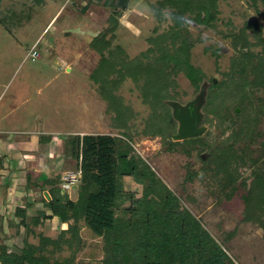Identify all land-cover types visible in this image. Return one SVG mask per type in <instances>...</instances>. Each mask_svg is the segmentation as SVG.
<instances>
[{"label":"rangeland","instance_id":"rangeland-1","mask_svg":"<svg viewBox=\"0 0 264 264\" xmlns=\"http://www.w3.org/2000/svg\"><path fill=\"white\" fill-rule=\"evenodd\" d=\"M217 8L216 19L209 27L186 17V27L193 41L190 60L204 73V77L195 88L181 71L169 76V92L174 96L170 100L173 103H169L170 114L177 105L186 106L197 99L201 90L207 92L211 78H215V83L225 78L224 72L229 70L231 59L237 53L232 44L233 34L244 30L252 42L250 52L261 57L264 44H255L258 38L255 27L250 24H258L259 34L264 38V0H218ZM170 11L171 7L164 0H123V5H119L118 0H43L41 3L35 0H0V19L14 14L10 15L14 22L9 21L6 25L0 22V82L7 84V93L15 85L26 82V93L31 94L30 105L39 106L37 110L33 108V113L39 111L48 117L57 110L61 116L70 119L64 125L58 121L48 122L47 126L64 130L81 127L94 134L124 139L125 132L128 133L134 153L141 156L181 198L182 205L199 218L235 264H264L263 231L254 222L243 218L240 195L244 189L239 188L228 197L230 190L225 193L222 189V173L215 172L212 166L206 167L201 160L209 153L210 144L221 139L227 141L233 125L228 121L220 123L206 110L204 103L200 112L206 133L202 137L208 146L195 147L187 153V144L175 143L166 150L161 136L143 131L151 109L143 101L139 85L131 77H125L115 85L110 80L104 81L108 90L113 86V96L119 99L125 115L123 120L118 118L100 91L96 78L90 77L100 59V54L90 46L96 35L105 33L109 44L105 56L118 47L122 60L126 62L141 58V54L153 46L150 38L157 40L158 35L169 29L172 23ZM57 12L58 15L44 30ZM71 47L70 53L68 48ZM32 49L38 53L37 57L31 56ZM66 53H70L71 73L65 74L59 65L54 69L49 67V62L56 56L62 58ZM103 68L107 70L109 65H103ZM102 72V69L96 70L97 79L104 78ZM13 74L16 75L14 82L11 80ZM114 76L113 72L109 78ZM38 87L40 91H37ZM256 125L260 132L256 142H261L264 140V118ZM177 126L179 121H175L173 129L171 127L166 132L169 140L176 141L172 131ZM250 170L242 163L236 165L235 173L241 174L238 182L247 178ZM189 174L191 178H188ZM122 181L125 191L140 196L142 187L131 176H123ZM79 182L67 190L68 197L76 198ZM53 183L56 184L57 180L54 179ZM119 205L120 208H129L130 201L127 199ZM71 223L75 224L62 222L58 216L36 229L30 220L18 218L14 224L10 223L12 225L0 222L6 228L0 232V247L5 245L7 248L6 243L12 244L10 252L21 253L26 240L35 246L36 255H43L49 261L68 259L69 264H102L104 240L83 220L76 222L78 238H73L71 245L61 241L59 245L46 243L39 246L40 237L56 239ZM70 235V231L66 232L64 238ZM12 236H17L14 241Z\"/></svg>","mask_w":264,"mask_h":264},{"label":"trees","instance_id":"trees-1","mask_svg":"<svg viewBox=\"0 0 264 264\" xmlns=\"http://www.w3.org/2000/svg\"><path fill=\"white\" fill-rule=\"evenodd\" d=\"M41 3L43 0H35ZM218 0H164L171 7L172 23L169 29L151 39L153 46L143 52L141 58L122 60L120 48L105 56L109 44L105 33L100 32L91 41L90 46L100 54L97 68L90 73L96 78L104 97L123 120L119 99L113 96L112 89L106 88L104 81L112 85L129 76L140 88L143 101L150 106L151 113L144 132L162 137L166 150L175 143L188 146L189 153L195 147H207L202 135L172 141L166 132L173 129L178 121L174 111L170 114L169 103L174 99L170 94L169 76L183 72L189 81L199 87L204 73L190 60L193 41L186 27V17L197 24L211 26L216 19ZM255 2L256 0H251ZM14 14L3 16L2 25L13 19ZM11 22H14L11 21ZM255 27L257 42L264 44L260 36V26ZM6 26L5 28H7ZM111 29V28H109ZM233 47L236 54L232 57L225 78L218 83L210 79L209 87L201 90L198 127L203 126L200 108L205 103L207 111L219 121L229 122L233 128L227 141L219 140L208 146L209 153L201 158L204 165L212 166L215 172L222 173V189L230 190L227 196L243 188L240 196L243 202V218L254 222L263 231L264 237V140L256 142L260 135L258 124L264 118V50L261 57L250 52L252 45L244 30L233 34ZM103 65H109L105 70ZM102 72L97 79L96 70ZM116 76L110 79L111 73ZM106 88V91L104 90ZM207 89V87H206ZM262 92L261 95H256ZM112 98V100H111ZM178 106V105H177ZM224 122V123H225ZM178 127L173 132H178ZM124 138L102 134L72 136L70 158L75 159L81 170L76 198L67 196L55 186L46 205L62 222L72 221L61 231L56 239L42 236L39 246L46 243L59 245L63 242L71 245L78 238L77 223L83 220L95 234L104 240L105 257L102 264H235L215 238L203 227L188 208L182 205L181 198L175 194L155 170L138 154L134 153L130 137ZM254 146L251 148V145ZM251 170L247 178L238 182L241 174L235 173L238 164ZM131 176L141 185L140 196L127 192L123 187V176ZM191 178V174L188 175ZM57 180V179H56ZM55 184V183H53ZM59 184V183H58ZM130 201L129 208H120V203ZM35 223V221H34ZM24 225L25 222L22 221ZM71 233L64 238V233ZM21 253L7 251L0 247L1 264H69V260L49 261L43 255H36L35 246L24 241Z\"/></svg>","mask_w":264,"mask_h":264},{"label":"crops","instance_id":"crops-1","mask_svg":"<svg viewBox=\"0 0 264 264\" xmlns=\"http://www.w3.org/2000/svg\"><path fill=\"white\" fill-rule=\"evenodd\" d=\"M56 15L58 12L44 30ZM68 49L71 53L72 47ZM70 53L63 54L62 58L56 56L49 67L54 69L59 65L65 74L71 73ZM14 74L12 82L16 78ZM26 85V82L19 83L7 93V84L0 82V222L12 225L10 223L14 224L18 218L30 220L35 221L33 229H36L56 219L55 215L44 218L51 214L46 201L53 186L59 188L61 174L78 167L76 160L70 158L68 140L75 135L94 133L81 127L64 130L47 126L48 122L58 121L64 125L70 119L57 110L47 118L39 111L33 113V108L37 110L39 106L30 105L31 94L26 93ZM40 90L38 87L37 91ZM54 179H57L56 184H53ZM3 228L4 225H0V232ZM15 237H11L12 241ZM6 245L10 251L12 244Z\"/></svg>","mask_w":264,"mask_h":264},{"label":"water","instance_id":"water-1","mask_svg":"<svg viewBox=\"0 0 264 264\" xmlns=\"http://www.w3.org/2000/svg\"><path fill=\"white\" fill-rule=\"evenodd\" d=\"M119 5H123V0H118ZM213 82L216 80L213 78ZM202 97L199 96L194 101L188 103L186 106H176L174 114L179 121L178 132L173 135L175 140H183L186 138L199 136L205 132V127H198L197 123L200 118L199 106Z\"/></svg>","mask_w":264,"mask_h":264},{"label":"built area","instance_id":"built-area-1","mask_svg":"<svg viewBox=\"0 0 264 264\" xmlns=\"http://www.w3.org/2000/svg\"><path fill=\"white\" fill-rule=\"evenodd\" d=\"M32 57H37L38 53L32 49L30 52ZM81 170L77 167L75 170H67L60 176V189L62 192L67 191L72 185L80 181Z\"/></svg>","mask_w":264,"mask_h":264}]
</instances>
